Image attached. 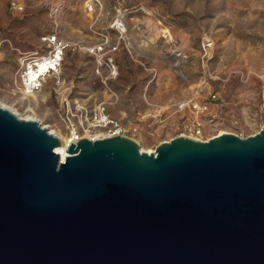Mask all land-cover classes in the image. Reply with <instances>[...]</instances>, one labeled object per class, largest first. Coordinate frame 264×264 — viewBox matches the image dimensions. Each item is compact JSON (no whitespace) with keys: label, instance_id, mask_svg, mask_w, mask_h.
<instances>
[{"label":"water","instance_id":"1","mask_svg":"<svg viewBox=\"0 0 264 264\" xmlns=\"http://www.w3.org/2000/svg\"><path fill=\"white\" fill-rule=\"evenodd\" d=\"M60 144L0 106V264H264V128Z\"/></svg>","mask_w":264,"mask_h":264},{"label":"rangeland","instance_id":"2","mask_svg":"<svg viewBox=\"0 0 264 264\" xmlns=\"http://www.w3.org/2000/svg\"><path fill=\"white\" fill-rule=\"evenodd\" d=\"M66 44L41 90L18 89L22 56ZM187 100L205 104L197 113ZM103 105L141 151L264 128V0H0V102L68 134L65 102ZM199 127L198 133L195 127Z\"/></svg>","mask_w":264,"mask_h":264},{"label":"built area","instance_id":"3","mask_svg":"<svg viewBox=\"0 0 264 264\" xmlns=\"http://www.w3.org/2000/svg\"><path fill=\"white\" fill-rule=\"evenodd\" d=\"M45 41L48 46L46 51L22 56L20 61L18 89L25 96L41 90L46 80L57 75L61 69L66 51L65 42L59 40L54 34L47 36ZM62 107L64 108L65 127L74 139H79L78 136L82 134H87L83 137L90 140L116 135L125 136V126L117 118L111 116L101 104L88 110L83 104L76 102L74 106H71L67 101ZM186 107H190L197 113L206 109L205 104L192 100L180 103V108ZM194 127L195 132L198 133V125Z\"/></svg>","mask_w":264,"mask_h":264},{"label":"bare ground","instance_id":"4","mask_svg":"<svg viewBox=\"0 0 264 264\" xmlns=\"http://www.w3.org/2000/svg\"><path fill=\"white\" fill-rule=\"evenodd\" d=\"M23 96H25V95H23ZM0 106L9 109L10 111L14 112L17 116H19V114L12 107L7 106L5 104H2L1 102H0ZM27 110L30 111L31 114H27L25 116H19V117L24 118V119L36 120L34 110H33V108L30 105L27 106ZM43 127H45V126H43ZM48 130H49V132L55 134L56 136H58L60 138L61 144L59 146L55 147V151L59 154L60 160H63L65 158L64 154L67 151V149H66L67 147L66 146H67V144L70 141H72L74 139V136H71L69 134H63L60 131V129H52V128H50ZM221 133H223V132H220L219 134H221ZM81 136L82 137L83 136H87V134H82ZM81 136H78V138H80ZM146 152H151V150H146Z\"/></svg>","mask_w":264,"mask_h":264}]
</instances>
